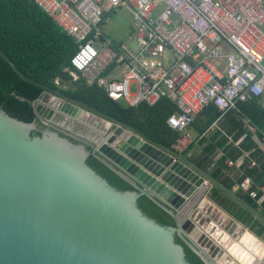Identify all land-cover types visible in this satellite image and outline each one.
Segmentation results:
<instances>
[{
  "label": "water",
  "instance_id": "95a60500",
  "mask_svg": "<svg viewBox=\"0 0 264 264\" xmlns=\"http://www.w3.org/2000/svg\"><path fill=\"white\" fill-rule=\"evenodd\" d=\"M62 111L69 120L87 118L88 130L103 133L94 130L87 143L50 129L32 135L36 122L0 109V264H190L175 236L204 264H222L226 256V264H264L260 242L247 248L228 237L212 255L201 244L205 236L195 239L189 217L202 187L188 194L185 184L167 185L175 163L169 151L70 102ZM90 154L134 191L109 185L87 165ZM141 196L169 213L174 226L144 215L137 204Z\"/></svg>",
  "mask_w": 264,
  "mask_h": 264
},
{
  "label": "built area",
  "instance_id": "2783aa9c",
  "mask_svg": "<svg viewBox=\"0 0 264 264\" xmlns=\"http://www.w3.org/2000/svg\"><path fill=\"white\" fill-rule=\"evenodd\" d=\"M33 1L76 44L64 70L71 82L95 85L130 108L161 99L175 105L166 126L178 134L176 156H191L189 128L208 107L224 115L252 99L264 102V0ZM124 11L131 28L112 39L105 23ZM258 151L264 156V135ZM236 187L264 200V185L244 178Z\"/></svg>",
  "mask_w": 264,
  "mask_h": 264
},
{
  "label": "trees",
  "instance_id": "16d2710c",
  "mask_svg": "<svg viewBox=\"0 0 264 264\" xmlns=\"http://www.w3.org/2000/svg\"><path fill=\"white\" fill-rule=\"evenodd\" d=\"M75 50L74 40L66 35L33 0H0V109L23 122H36L38 131H34L32 135L39 136L40 130L50 125L49 119L54 110L49 101L52 96H56L133 131L153 145L171 151L178 134L166 126V119L176 111L175 105L167 99H161L152 106L140 104L136 108H130L112 102L103 90L95 85L87 86L82 81L71 82V78L64 70L70 66V59ZM56 79H59L60 85L69 82L67 89L56 86L54 83ZM215 110L199 133L204 132L220 117V113ZM238 110L239 115L248 121L261 138L264 135V102L252 99L240 103ZM239 126L243 127V124ZM242 127L240 134L245 133L247 136L241 148L244 151L255 149L249 130ZM87 149L92 152L93 145H88ZM251 158L255 160L256 166L248 170L247 174H256L254 180L256 183L264 181V174L258 179L256 173L257 170L264 172V156L255 149ZM87 165L116 190L134 191L128 182L96 156L90 154ZM196 166L201 167L200 164ZM220 175V169H215L207 177L219 187L230 191V186L219 180ZM200 192L202 196L206 189L202 188ZM197 195L193 203L200 200L201 197ZM243 200L250 206H255L254 200L251 201L249 198ZM137 204L144 215L159 225L174 226L171 215L146 196H141ZM175 242L183 246L185 258L190 264H204L179 237L175 236Z\"/></svg>",
  "mask_w": 264,
  "mask_h": 264
},
{
  "label": "crops",
  "instance_id": "0c3cea01",
  "mask_svg": "<svg viewBox=\"0 0 264 264\" xmlns=\"http://www.w3.org/2000/svg\"><path fill=\"white\" fill-rule=\"evenodd\" d=\"M212 107H208L199 114L189 128L188 133L194 141L189 150L191 156L179 157L169 151L175 158V163L168 170L167 185L175 189L181 183L185 184V191L188 194H192L200 187L206 189L202 196L200 192L202 188L198 190L197 194L201 198L189 218L197 223L207 220L208 222L203 224L205 228L203 230L214 236L218 244L224 243L228 237H233L238 242H243L248 237L247 248L259 242L264 244V200L253 201L247 193L236 187V183L244 178L251 180L253 188L264 185V181H257L258 183L254 181L256 174H247L248 170L256 166L255 160L251 157L255 149L258 151L260 137L248 121L239 115L238 109L220 115L204 132L199 133L214 113L216 108ZM241 123L243 127L239 126ZM241 127L249 130L255 149L244 151L241 148L247 136L245 133L240 134ZM199 164L201 167L198 168L196 165ZM215 169H220L219 180L227 183L231 188L230 191L219 187L207 177ZM260 171L256 172L258 179H261L264 174ZM204 181L208 182L207 186L200 184ZM247 198L253 201L255 206L245 203L243 199ZM260 255L259 262L264 260V250ZM227 257L230 258L226 256L225 259ZM223 261L222 264H226Z\"/></svg>",
  "mask_w": 264,
  "mask_h": 264
},
{
  "label": "rangeland",
  "instance_id": "374dc122",
  "mask_svg": "<svg viewBox=\"0 0 264 264\" xmlns=\"http://www.w3.org/2000/svg\"><path fill=\"white\" fill-rule=\"evenodd\" d=\"M160 8L161 9H164L162 6H160ZM131 25H132V20H131L130 14L128 12H126V11L119 12V13H116L111 18L107 19V22L105 23V26H104L103 31L110 38L115 39V40H118V39H122L127 34V32L129 31V29L131 28ZM68 83H65L64 84L65 85V89H67V87L69 86ZM61 88L63 89V87H61ZM130 92L131 93L134 92V87L133 86H131ZM59 102L61 104H60V106L58 108L56 107V109H55V116L54 117L56 118V120H57V118H63V119L69 120V116L66 115L62 111V108H63L64 104L65 103L68 104L67 101H65L63 99H60V98H58L56 96H54V97L52 96L50 98L49 104L51 106H53V105H58ZM72 104H74V103H72ZM75 105H77V104H75ZM77 106H79V105H77ZM70 120L73 121V122H75L76 124L82 125L83 127L87 128V129H92V127H91L92 125L87 120V118L86 119L85 118L79 119V118H73V117H71ZM191 221H192L191 223L193 224V226H191V228L195 231V233H194L195 234L194 236L196 237L195 239L199 238V241H200V239H202L201 238L202 235L205 236L204 239H206L209 244L207 242L206 243H201L203 246L208 245V246H206L204 248L206 250H208V251H211L212 252V255L219 254L218 253V250H217V248L219 247V244H217V242L212 239V237H211L212 235L211 234H208V233L204 232V230H203V229H205V228H203L204 227L203 224H206L208 221L205 220L202 223H197L193 219ZM196 234H197V236H196ZM214 244H215V247L212 248V246H214Z\"/></svg>",
  "mask_w": 264,
  "mask_h": 264
},
{
  "label": "flooded vegetation",
  "instance_id": "af4514ba",
  "mask_svg": "<svg viewBox=\"0 0 264 264\" xmlns=\"http://www.w3.org/2000/svg\"><path fill=\"white\" fill-rule=\"evenodd\" d=\"M55 112L57 105L51 106ZM50 125L46 126L44 129L40 130L41 132L45 129H50L52 131L58 132L60 135H66L70 139L74 140H84L86 142H91V138H93V131L95 130L97 133L100 132L97 128H94L93 131L88 130L82 125L76 124L75 122L63 118L54 117L52 120L49 119ZM105 135V134H104Z\"/></svg>",
  "mask_w": 264,
  "mask_h": 264
},
{
  "label": "bare ground",
  "instance_id": "6f19581e",
  "mask_svg": "<svg viewBox=\"0 0 264 264\" xmlns=\"http://www.w3.org/2000/svg\"><path fill=\"white\" fill-rule=\"evenodd\" d=\"M247 238H248V237H247ZM247 238L243 240V242H244L245 244H247V243L249 242V241H247ZM239 253H240V252L237 253V252L235 251V252H234V256L237 257V255H238Z\"/></svg>",
  "mask_w": 264,
  "mask_h": 264
}]
</instances>
